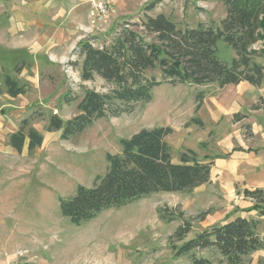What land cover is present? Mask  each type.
Listing matches in <instances>:
<instances>
[{
    "label": "rangeland",
    "instance_id": "1",
    "mask_svg": "<svg viewBox=\"0 0 264 264\" xmlns=\"http://www.w3.org/2000/svg\"><path fill=\"white\" fill-rule=\"evenodd\" d=\"M132 4L126 13L110 16L102 27L93 23L96 30L102 28L101 45L110 44L124 28L141 31L139 24L145 14L163 13L180 28L199 23L216 26L225 16V7L218 0H132ZM151 4L153 8L146 9ZM143 34L147 41L154 40L153 34ZM252 48L262 52L256 53L254 59L264 67V14L258 41ZM217 55L229 62L234 51L219 40ZM145 76L162 80L153 88L151 101L135 102L130 112L116 117L96 119L80 133L62 140L60 131L46 130L49 116L56 113L66 120L77 113L76 105L86 88L107 92L111 87L98 75L84 81L66 73L67 89L58 90V96L63 94L58 104L54 99L49 107H35L28 116L30 124L42 134V144L31 151L26 143L21 152L0 150V264H191L189 253L175 255L169 238L183 220L192 226L185 239L196 234L205 216L214 211L210 208L214 205L213 186L207 192L198 188L154 192L119 207L102 209L79 225L60 210V200L70 199L79 185L91 187L95 177L106 172V154L121 151L120 139L143 128L174 126L176 131L168 137L173 146L191 130L189 139L195 140L193 146L201 148V128L193 118L204 120L205 132L212 129L213 121L210 124L207 117L199 118L194 111L189 119L191 101L202 88L200 92L218 96L225 91L224 86L172 85L164 81L157 66L146 69ZM228 92L222 96L236 93L231 97L247 115L235 128L246 136L254 128H264V81L259 87L238 85ZM172 150L175 152V147ZM164 207L173 211L175 219H160L158 209ZM171 241L180 244L175 239ZM194 252L219 264L218 254L212 249Z\"/></svg>",
    "mask_w": 264,
    "mask_h": 264
},
{
    "label": "trees",
    "instance_id": "2",
    "mask_svg": "<svg viewBox=\"0 0 264 264\" xmlns=\"http://www.w3.org/2000/svg\"><path fill=\"white\" fill-rule=\"evenodd\" d=\"M225 7V16L216 26L199 23L195 27H178L163 13L145 14L139 27L142 30L124 28L108 45L96 46L91 37L81 40L75 50L82 58L79 64L81 80L100 76L111 85L107 92L86 88L77 103V113L63 120L52 113L46 124L48 132L60 131L62 140L80 133L94 120L106 116H119L130 112L138 101L149 102L152 90L162 83L154 77L147 78L145 70L159 67L164 81L175 85L189 82L194 85L214 83L219 87L247 82L259 87L264 81V67L254 55L262 53L252 46L258 41L264 0H218ZM151 4L146 9H152ZM146 34L154 40L147 41ZM222 40L234 51L227 62L217 55V42ZM76 64V61H71ZM15 66L14 72L20 71ZM5 92L16 97L27 91V84H20L15 77L5 76ZM0 88V92H1ZM201 92L196 96V109L200 105ZM245 116L234 114V121ZM201 124L200 120L194 119ZM172 133L170 126L143 128L129 138L120 139L121 151L106 154L108 167L103 175H97L91 187L79 185L68 200H60V210L74 224L85 222L105 208L119 207L130 201L158 191H192L210 180L213 162L200 159L192 149L179 152L178 162L171 159V148L166 136ZM42 134L30 124V118L20 120L18 128L7 137V143L21 152L25 143L28 151L42 144ZM246 197L259 207L258 215H264V191L242 190ZM159 208V217L175 219L173 211ZM170 235L175 255L190 254L191 264H213L209 257L197 256L194 251L212 249L218 254L219 264H250L251 254L264 248V239L257 232L258 219L237 216L221 224H214L185 239L191 231V223L183 220ZM180 242L177 245L171 240ZM260 264H264L260 262Z\"/></svg>",
    "mask_w": 264,
    "mask_h": 264
},
{
    "label": "crops",
    "instance_id": "3",
    "mask_svg": "<svg viewBox=\"0 0 264 264\" xmlns=\"http://www.w3.org/2000/svg\"><path fill=\"white\" fill-rule=\"evenodd\" d=\"M92 1L0 0V150L13 152L7 137L35 107H49L55 103L54 99L58 104V97L63 96L62 92L58 96V90L67 89L66 73L71 72L79 78L82 58L75 54L78 43L91 37L96 46H101V29L96 30L92 23ZM132 5V0H111L112 18L126 13ZM15 66L21 67L18 73L14 72ZM7 75L15 77L20 84H27V91L16 97L9 96L4 90ZM238 85L247 87L251 84L243 81L225 85V91H220L218 96L201 92L197 109L196 99L191 101L189 119L194 111L199 118L207 117L210 124L213 121L212 129L207 132L203 129L204 120L198 123L202 133L200 149L193 146L195 140L189 139L191 130L184 132L181 142L175 146L168 140L171 134L166 136V141L173 162H178L179 152L187 148L195 151L200 159L213 162L209 182L195 189L207 192L209 186L214 187V205L209 206L214 211L205 216L196 233L240 216L258 219L257 232L264 239V215L259 216L254 199L242 193L244 189L264 191V128H254L250 136L235 128L240 121H232L233 115H247L231 97L236 93L227 97L222 95H227ZM162 126H170L172 134L176 131L172 125ZM259 260L264 262V248L251 254L250 264H258Z\"/></svg>",
    "mask_w": 264,
    "mask_h": 264
},
{
    "label": "built area",
    "instance_id": "4",
    "mask_svg": "<svg viewBox=\"0 0 264 264\" xmlns=\"http://www.w3.org/2000/svg\"><path fill=\"white\" fill-rule=\"evenodd\" d=\"M91 6L92 23L95 24L97 22L99 27H102L101 25L105 24L111 16V0H93Z\"/></svg>",
    "mask_w": 264,
    "mask_h": 264
}]
</instances>
